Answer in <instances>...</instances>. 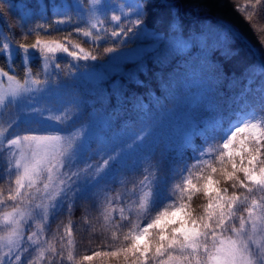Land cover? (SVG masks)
I'll return each mask as SVG.
<instances>
[{
    "label": "trees",
    "instance_id": "obj_1",
    "mask_svg": "<svg viewBox=\"0 0 264 264\" xmlns=\"http://www.w3.org/2000/svg\"><path fill=\"white\" fill-rule=\"evenodd\" d=\"M140 2L143 13L134 18L142 20L156 37L130 39L122 44L111 39L95 41L77 32L76 26L59 27L56 18L63 0H0V43L32 44L39 38L65 45L69 51L77 50L75 46H79L83 49L81 56L90 53L97 57L95 61H76L69 55L63 56L58 58L59 67L55 65L50 71L52 79L58 83L55 87L57 105L62 111L68 110L63 116L67 118H62L67 120L66 123L60 124L58 129L75 131L94 118L105 123L99 122L94 128L79 160L81 166L86 161L103 160L105 156H97L95 151L101 153L108 144L120 145L123 135L140 130L146 118L154 125L162 119L166 126L161 129L156 126L146 137V145L142 148L146 154L144 165L131 168L138 171L140 182L147 178L149 185V181L160 185L168 182L172 165L187 162L193 166L192 183L200 189L203 173L202 165L197 166L198 150L222 146L223 130L239 109L249 78L256 76V82L262 76L256 73L264 64V0ZM197 10L199 14L195 16ZM37 25L42 27L29 35L22 34ZM133 28L137 30V25ZM142 41L152 42L153 47L141 57L125 61L118 72L109 73L101 81L90 82L73 76L81 68L107 60L111 55L106 52L107 48L117 50ZM179 41L186 42L187 46L179 47ZM29 66L32 78L37 81L46 78L42 58L30 59ZM0 69L25 81L26 69L20 53H12L9 57L0 51ZM20 125L23 126L22 133L25 126ZM184 128L192 129L188 141L175 137ZM7 156V152L0 154V189L5 196L10 187L3 170ZM202 159L209 160L210 157ZM157 162H160L158 169L153 167ZM214 166L219 167L218 163ZM121 167L120 164L113 165L108 176L101 175L87 184L86 192L76 198L71 211H67L65 205L59 214H51L41 228L39 246L26 249L21 254L20 264H29V261L31 264H123L122 258L117 261L115 257L93 255L94 252H110L127 246L124 236L138 220V216L125 212L124 201L129 200L131 194H122V189H130L117 181L118 173L115 172ZM217 178L214 175V179ZM224 186L227 185L222 183L221 187ZM261 197L264 193L256 194V198ZM185 202L189 205L188 210L198 214L207 200L201 191H197ZM11 210V204L7 207L0 204V216ZM242 214L247 215L243 211ZM69 225L72 245L65 232ZM5 232L6 229L0 227V235ZM52 248L56 254L62 252V256L53 254ZM69 251L74 257L71 261L67 259ZM85 256H92V260H84Z\"/></svg>",
    "mask_w": 264,
    "mask_h": 264
},
{
    "label": "snow or ice",
    "instance_id": "obj_2",
    "mask_svg": "<svg viewBox=\"0 0 264 264\" xmlns=\"http://www.w3.org/2000/svg\"><path fill=\"white\" fill-rule=\"evenodd\" d=\"M75 7L78 9L80 18L90 28H95L97 23L103 24L101 16L123 23L121 16H108V6L105 0H92V7L89 8L84 7L82 0H76ZM134 7L135 12L125 14L124 20L130 21L131 14L142 15L143 4L140 0H136ZM68 21H71L70 16ZM57 23L62 24L65 21H57ZM142 23L143 21L140 19L130 22L126 27H120V24L117 23L116 27H120V30L113 31L111 37H119L121 34L127 35L128 33H132L133 36L138 35V29L134 31L132 25ZM40 27L42 26L37 25L36 28H30L22 34L29 35ZM76 31L80 32L81 29L76 28ZM84 35L89 36L91 32H85ZM5 39L7 38L5 37ZM13 46L22 55L26 69L25 84H28L27 76L31 72L29 62L33 56L47 60L49 53L59 51L68 54L76 61L81 59L95 61L97 59L90 53L81 56L83 49H80L79 46H75L77 50L69 51L65 45L57 44L53 47L49 42L39 38L32 44L2 42L0 51L11 57L10 48ZM178 46L182 48L187 44L184 41H179ZM30 49L31 51H29ZM115 51L116 49L111 47L106 49L108 53ZM203 70L202 67L201 71ZM46 75L49 78L43 81L33 80L34 87L32 88L12 89L10 91L12 99L9 100V103L14 104L16 99L23 94L32 91H45L46 88H42L40 85H48L52 82L50 79L52 74L46 73ZM4 77L8 81L14 79L13 76L0 69V78ZM5 99V96L0 95V105L4 104ZM24 116L26 123L34 125L33 131H40L46 120L53 119L51 115H45L39 107L30 109L24 113ZM19 119L20 117L17 116V121ZM55 122L66 123L59 117ZM154 127V122H151L150 118H146L141 132L133 135L132 144L117 145L111 148L103 166L110 168L113 165L124 163L126 149L143 143L146 137L154 132ZM241 134H244L243 138L238 140V136ZM67 135L69 137L68 150L64 151L61 147L58 159L53 156L49 148L53 142L63 141L64 137L62 136L17 135L6 140L5 148L8 150V156L3 170L10 187L7 196L0 189V204L5 207L11 204L12 210L3 213L6 234L0 235V243L4 244L8 251L0 255V264H20L19 241L24 239L21 235V228L26 216H31L36 209L41 210V215L44 218L47 217L49 211L55 216L64 209L65 205H67L66 210L71 211L76 198L86 192L87 184L101 175L99 169L89 173V169L93 167L91 164L73 170L83 146L73 142L72 133ZM211 139L214 140L215 137H211ZM222 140V146L201 148L197 152V166L202 165L203 173L201 188L197 189L190 178H184L182 184L176 185L178 195L176 192H172L167 197V199L180 201L179 208L185 210L187 221L176 222L169 219L171 215H174L170 209L176 206L175 203L165 205L162 211L157 209L160 195L158 185L154 181H149L151 184L150 202L140 204L142 211L150 217L149 222L143 228L139 224L132 225L128 234L124 236V240L128 241L127 246L117 247L110 252H94L93 255L115 257L117 261L122 258L123 264H264V197H261V201L256 198L257 193H264V124L252 123L251 118L247 115L240 116L225 131ZM22 142L29 150L28 155L21 152L20 158L13 160L16 156V149L21 146ZM205 156L210 159L203 160L202 158ZM216 163L219 167L214 166ZM159 164L160 162H157L153 167L158 169ZM149 165L152 166L151 161H149ZM57 168L66 169L58 174V176L65 177V179H58L61 186L57 193L59 199L50 202L46 207L42 202L36 203L35 201L40 197L41 189L44 190L45 196L50 198L48 190L56 182L53 180V173ZM185 171L191 177L190 169H180L181 173ZM214 175L218 178L214 179ZM222 183L227 186L221 187ZM229 188L232 189L231 192H229ZM236 189L242 191L238 193ZM197 191H201L207 200V203L201 206V211L198 214L194 210H187L189 205L185 202L190 201L192 194ZM242 211L247 215H243ZM152 212H155L154 216L151 215ZM120 218L125 219L123 209H121ZM105 219L107 220L108 217L106 216ZM149 230H155L154 235L150 242L141 245V237L147 235ZM65 232L69 238V245H72L70 225L65 229ZM16 237H19V241L14 239ZM113 237L115 238V233H113ZM28 240L32 241V237L29 236ZM33 243L39 246L40 241H33ZM51 250L53 254L62 256V252L56 254L54 248ZM40 254L43 255V249ZM67 259L69 261L74 259L71 251H69ZM83 259L91 261L92 256H85Z\"/></svg>",
    "mask_w": 264,
    "mask_h": 264
},
{
    "label": "rangeland",
    "instance_id": "obj_3",
    "mask_svg": "<svg viewBox=\"0 0 264 264\" xmlns=\"http://www.w3.org/2000/svg\"><path fill=\"white\" fill-rule=\"evenodd\" d=\"M71 2L67 0H63V5L60 10L57 12V21H65V23H57L59 27H67V26H76L77 28L81 29V33L84 34L85 32H91V35L86 36L90 39L95 41H101L105 39L117 40L120 41L122 44L130 39H137V40H146L156 37L154 33L151 32L148 28H146L143 24L137 25L138 35L133 36L132 33H128L127 35L121 34L119 37H111V33L113 31H119L120 27H126L130 22H134L136 19L134 18L135 14H131L130 21L124 20L125 14H130L135 12V2L134 0H126L124 2H118L117 0H105V3L108 6V16L117 15L121 16L123 23L111 21L106 19L105 17L101 16L100 19L103 21V24L97 23L95 28H90L88 24L84 22L83 19L80 18L78 15V9L75 7L76 0H71ZM167 2H173L174 0H164ZM85 8L92 7V0H87L83 2ZM199 14V11H195V16ZM71 17V21H68V17ZM95 23V21H93ZM117 23L120 24V27H116ZM132 26H135L133 24ZM134 31L136 28H133ZM53 47L57 44L50 43ZM153 47L152 42L142 41V43H138V45L130 46V47H122L121 49H117L115 52L111 53L110 57L102 62L94 63L93 65H88L85 68L79 69L77 72L73 74L76 79L79 80H87L90 82H99L105 77L108 76L109 73L118 72L121 67L122 63L127 60H134L145 52L150 50ZM12 53H16L15 47L10 48ZM31 51V49L29 50ZM18 53V52H17ZM68 54L56 51L54 53L48 54V59L43 60V67L46 73H50V71L57 65L58 58L67 56ZM38 57L33 56L30 59ZM5 72V71H4ZM8 73V72H5ZM256 74H262L261 78L254 82L256 76H252L249 78L246 89L244 93L241 95V103L239 109L236 111L235 116L231 119V121L227 124L224 128L222 137L225 131L229 128L230 125L235 123L238 117L247 115L251 118L252 123H259L264 124V64H262L259 69L257 70ZM8 75L13 76L14 79L12 81H8L6 77L0 78V95L5 96V102L3 105H0V154L7 152L8 150L5 148V143L7 139H12L17 135L24 136V135H43V136H62L64 137L63 141L60 142H53L50 145L49 151L55 156L57 159L59 158V152L61 147H63L64 151L68 150L69 144V137L68 133L73 134V142L80 143L83 146V150L86 146H88L89 138L93 135L94 128L99 122H103L100 118H94L90 122L86 123L85 125L81 126L80 128L75 129V131H65L58 129L60 127V123L55 122L56 118H67L63 117L64 114L68 112L67 109L60 108L56 102V94L57 89L55 87L58 86L52 76H50L51 83L48 85H40L42 88H46L45 91H32L31 93L23 94L16 99L14 104H10L9 100L12 99L10 96V91L15 88H23L34 87L32 81L35 80L30 75L28 76V84H25V81L19 80L16 76L8 73ZM46 78H49L46 75ZM45 78V79H46ZM44 79V80H45ZM61 84H64L62 82ZM34 107H39L44 112L45 115H51L53 117L52 120H46L40 131H33L34 125H30L25 122L26 117L24 113L29 111ZM62 111V115L60 112ZM35 115V114H34ZM17 116L20 117L19 121H17ZM70 120V118L68 119ZM15 121V123H14ZM67 121V120H66ZM25 126L24 132H20L23 130V126ZM166 122L162 121V119L155 125L158 126V129H161L166 126ZM154 127V129H155ZM141 129L136 132H129L120 140L121 146L131 145L133 142V135L135 133H140ZM244 134L238 136V140L243 138ZM192 136V129L184 128L178 133L175 134L177 138H184L186 141L190 139ZM221 137V145L223 143ZM146 145V139L143 143L136 144L135 146L129 147L125 151L124 156V163L120 164L122 166L119 168V171L116 175L117 181L121 185H127V188L122 189V194L127 193L131 194V198L129 200L124 201L125 212L128 215H136L138 216V220H136L135 224H139L141 228H143L148 222L150 217L145 214L142 209L140 208V204L149 203L150 202V190L151 185L148 184L147 179H143V181H139V173L137 170H133L134 167L138 166L139 164L145 163V151H143V147ZM106 148L102 150V152H98L99 150L95 151L97 156H105V158L99 162H91L86 161L84 166L79 164V160L82 159L83 150L80 154L79 160L76 163V168H84L86 164H91L93 167L89 169V173H92L94 170L99 169L101 175H109V168H105L103 166V162L107 159L109 151L111 148L114 147V144H108L105 146ZM238 147V142H237ZM21 152H24L25 155H28V148L22 142L21 146L16 149V156L13 158L19 159ZM128 160H131L128 163ZM23 163V161H22ZM111 163V162H110ZM144 165V164H143ZM133 166V168H131ZM190 169L191 176L193 173V166H191L187 162H178L171 166L170 173L168 176V182L162 183L158 185L159 191V199L157 201V209L162 211L165 205L175 203V207L170 209V211L174 212V215L169 217L170 220L173 221H180L185 220L187 221V217L185 216V210H181L179 208V200H172L167 199L169 193L176 192L178 195V189L176 188L177 184H182L184 178H190L187 171L181 173L180 169ZM143 170V169H142ZM66 171V169H59L57 168L56 171L53 173V180L56 181L48 190L50 194L49 196H45V192L41 189L40 197L35 201L36 203H43L46 207L50 202L54 200H58L59 197L57 193L60 191V184L58 183V179H65L63 175H59L60 173ZM144 173V170H143ZM100 175V176H101ZM99 176V177H100ZM98 179V178H97ZM93 181V180H92ZM90 183V182H89ZM88 183V184H89ZM215 187V185H213ZM258 201H261V198H257ZM188 210V209H187ZM152 216L155 215V212L151 213ZM51 216V211H49L46 218L42 217L41 210L36 209L35 212L31 214V216H26L25 221L22 222L21 228V235L24 237L22 241H19V237H16L17 241L20 243L21 251L20 255L25 251V249H31L37 247L33 241H37L41 238V228L43 225L47 224L49 218ZM0 227H4L3 216H0ZM155 230H149V233L145 236L141 237L140 243L143 245L144 243H148L153 236ZM6 234V232H5ZM4 234V235H5ZM32 237V241L28 240V237ZM8 251V248L4 246V244L0 243V255H3L5 252ZM15 251V249H14Z\"/></svg>",
    "mask_w": 264,
    "mask_h": 264
},
{
    "label": "water",
    "instance_id": "obj_4",
    "mask_svg": "<svg viewBox=\"0 0 264 264\" xmlns=\"http://www.w3.org/2000/svg\"><path fill=\"white\" fill-rule=\"evenodd\" d=\"M225 23L228 24L231 28L235 29V27L232 24L227 23V22H225ZM237 32H239V31H237ZM245 39H246V41H249L246 37H245Z\"/></svg>",
    "mask_w": 264,
    "mask_h": 264
}]
</instances>
